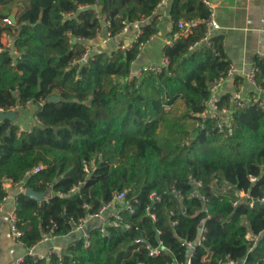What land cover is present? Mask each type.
Masks as SVG:
<instances>
[{"label":"trees","instance_id":"16d2710c","mask_svg":"<svg viewBox=\"0 0 264 264\" xmlns=\"http://www.w3.org/2000/svg\"><path fill=\"white\" fill-rule=\"evenodd\" d=\"M16 1L0 0V6ZM20 1L26 6L15 14V23L5 22L11 15L0 12V47L7 34L19 53H0V109L31 101L33 125L23 133L19 121L0 120V207L7 196L5 178L26 180V189L45 197L38 202L25 193L15 196L23 232L19 242L29 249L44 233L72 236L75 223L121 192H127L135 211L122 213L130 230L109 227L103 236L92 224L89 247L84 236H72L62 255L39 261L26 255L23 264L183 263L189 254L183 243L196 241L202 227L207 232L198 251L206 260L199 264L244 259L264 264V207L256 204L264 199V112L258 106L234 109L231 136L219 134L211 120L204 129L195 125L212 82L231 64L223 38L214 37L216 53L206 45L195 47L206 34L200 26L164 47L167 68L133 77L135 44L101 48L87 64H71L99 31L107 27L116 38L126 24L151 19L161 0ZM208 17L200 0L173 2L175 23ZM142 31L141 41L149 39L157 31L155 22L144 24ZM255 68L257 84L264 88V60L257 57ZM52 96L61 100L49 102ZM230 96L223 94L221 106L231 107ZM179 101L185 116L174 120L169 111ZM39 166L41 171L26 177ZM198 182L205 201L191 197ZM213 185L218 189L210 191ZM153 192L161 201H151ZM238 192L246 196L239 198ZM249 233L258 237L256 243L247 239ZM138 238L153 246L161 241L171 254L151 258L134 244Z\"/></svg>","mask_w":264,"mask_h":264},{"label":"built area","instance_id":"2783aa9c","mask_svg":"<svg viewBox=\"0 0 264 264\" xmlns=\"http://www.w3.org/2000/svg\"><path fill=\"white\" fill-rule=\"evenodd\" d=\"M170 0H161V3L159 5H163L168 3ZM187 1V0H184ZM204 4V6L209 11V17L206 19H190V20H180L175 24V29L173 30V38L168 42L167 46H171L174 44L176 40H178L181 37H188L191 35L195 29H197L200 26H204L206 29L205 37L202 38L200 41H198L195 44V47H201L206 45L208 48L213 50V52L216 53L215 49V42L214 37L216 36L215 33L217 30L220 29V25L217 22L216 15L214 12V3L212 0H200ZM5 22L8 24H13L15 22L12 21L11 18L6 19ZM105 22V21H104ZM146 23V19H141L140 21L134 23V24H126L124 27L121 35L129 33L131 27H136L137 30L134 32L132 39L130 41L129 46H126L124 44L118 43L117 49H126L128 47H132L133 44L137 45V58L136 61L133 63V70H132V76L133 77H141L142 75L146 73H160L164 68H167L170 65V60L163 54V58L160 61L159 64H150V65H140L139 62L143 58L144 54L146 53L148 45L152 42L154 39V35L151 36L149 39L145 41H141V37L143 35L142 26ZM103 31L98 32V37L101 36ZM111 39L110 34H108L107 38H104L102 40V45H108L109 40ZM87 49L86 52L77 60H75L71 65L74 64H87L91 57L93 56V47L87 43ZM5 49H10V51L14 54L15 57L19 56V53L14 49V39L12 36L4 34L2 37V46L0 47V53H2ZM258 59L264 60V51L260 52L258 54ZM258 72L257 68H253L247 75L248 82L255 88L254 90H246L245 86L240 85L234 89V91L231 93V96L229 98V102L231 107L224 105L221 106L222 97L224 94V88L227 86L228 83L234 82L236 77L238 76L237 69L230 64V67L228 71L224 74H221L220 77L216 78L210 87V98L208 101L205 102V110L203 113L197 115L199 118L196 120V127L197 128H205V122L207 120H211L215 122L216 129L218 130L219 134L225 135V136H231L233 134V128H234V109H242L247 106H258L263 112H264V88L259 86L256 81V74ZM32 102L28 101L26 105H16L14 107H11L10 110L5 111L4 109H0L2 112H17L19 110H24L25 108L31 107ZM41 105H43V102H41ZM20 131L23 133L30 132L32 127H29L28 125L19 124ZM43 169V166L36 167L30 172H27L26 177L36 174L39 171ZM256 178H252V181H255ZM25 182L26 180L21 181L20 183H15L12 179L5 178L3 180V190L7 193V196L4 197L3 203L0 207V210H4L6 207V203L10 197V191L12 188L19 187V193H25ZM81 185V183H79ZM203 188V183L198 182L196 183V190L193 194H191V197H196L197 195L203 200H206V196L201 194L200 190ZM237 197L243 198L246 196L244 192H238L236 194ZM151 201L153 203L161 201V195L158 192H153L150 196ZM256 204H264V199L258 200ZM237 203H234V206H236ZM255 203L253 202L251 204V207H254ZM89 207V206H86ZM124 211L129 212L130 214H133L134 211V205L132 201L127 199V192H121L118 194H115L113 199L104 204L98 212L94 214H89L86 218L80 219L78 223H75L74 225V233H81L82 236L85 237L86 240V247L90 246V235L89 230L90 226L92 224H95L99 227L101 233L103 236H106L108 234V228H124L125 230L132 229V224L124 222L122 213ZM147 212H149V215H151L153 220H156V216L150 214L151 212V206L147 208ZM10 228H11V236L19 241L20 238L23 236V232L19 228V220L17 217V214L15 210L12 211L10 218H9ZM53 227H57L56 223L52 222ZM207 230L205 227L201 228L200 237L196 241H185L183 243V246L189 249V254L187 256V259L183 263H176V264H199L198 261H202V263L206 260V257L200 258L199 255V247L201 246L205 234ZM55 237L51 235L50 233H44L42 236L41 241L26 250V254L19 258L18 261L15 264H23L25 260V256L29 255L36 261L43 260L45 257L41 255L38 252V246L41 244H46L51 242ZM247 239H249L252 242H257L258 237H254L249 233L247 235ZM134 244L138 245L139 248H144L149 256L154 259H158L163 257L164 255L171 254V251L164 245L163 242H159L158 246H153L149 242L145 241L143 238H138ZM63 251L60 248L52 247L49 250V256L50 255H62ZM144 264V263H141ZM230 264H235L234 262H230ZM236 264H246V259L241 261L240 263Z\"/></svg>","mask_w":264,"mask_h":264},{"label":"crops","instance_id":"0c3cea01","mask_svg":"<svg viewBox=\"0 0 264 264\" xmlns=\"http://www.w3.org/2000/svg\"><path fill=\"white\" fill-rule=\"evenodd\" d=\"M212 1L216 19L220 25L215 35L223 38L226 57L237 69L240 85L245 86L246 90H254L255 88L247 80V75L255 68V59L258 54L264 51V0ZM173 2L174 0H170L166 4L159 5L153 17L146 21L145 24L154 21L157 31L140 60V65L159 64L162 60L164 47L173 38L176 24L171 18ZM136 30L137 26L131 27L129 33L111 38L108 45H102V40L109 34L108 28L105 27L101 36L89 42V45L93 47V53L101 48L106 51L115 50L118 43L129 46ZM235 80L227 84L224 93H232L238 87L235 85ZM18 192L19 187L12 188L5 209L0 210V264H15L26 254L27 249L11 236L9 223ZM72 236L80 237L82 234L77 232ZM72 236L55 237L51 242L39 245L37 250L48 258L52 247L64 251L73 242Z\"/></svg>","mask_w":264,"mask_h":264},{"label":"rangeland","instance_id":"374dc122","mask_svg":"<svg viewBox=\"0 0 264 264\" xmlns=\"http://www.w3.org/2000/svg\"><path fill=\"white\" fill-rule=\"evenodd\" d=\"M24 5H25V3L23 4V2H21L20 0H18L16 2H11L8 5L0 6V12L3 14H10L12 16V15L17 14L21 8H24L26 6V5L25 6ZM27 109H29V110H27ZM25 110H27V111L19 110V111L15 112V120L19 121V124L22 123V124L28 125L29 127H32L33 116L31 114V110H33V107L31 106V107L25 108ZM185 110L186 109H185L184 103L182 101H179L175 104L174 107H172L170 109V111H169L170 115L169 116L174 120H180V119L184 118ZM195 125H196V123H195ZM217 189L218 188L213 185V186H211V188L209 190L214 191ZM244 223L246 224V222H244ZM200 263H202V261Z\"/></svg>","mask_w":264,"mask_h":264},{"label":"water","instance_id":"95a60500","mask_svg":"<svg viewBox=\"0 0 264 264\" xmlns=\"http://www.w3.org/2000/svg\"><path fill=\"white\" fill-rule=\"evenodd\" d=\"M12 19L13 22H16V18L15 15H12L10 17ZM104 23V21H103ZM61 99L58 96H52L49 98V102H58ZM5 119H11V120H15V112H2L0 111V120H5ZM26 196L40 202L44 199L45 194L43 193H38L35 190L31 189V188H27L26 192H25ZM261 207H264V204L260 205Z\"/></svg>","mask_w":264,"mask_h":264}]
</instances>
